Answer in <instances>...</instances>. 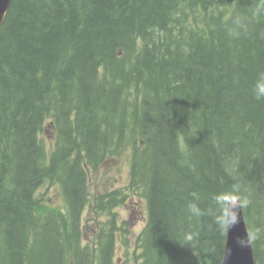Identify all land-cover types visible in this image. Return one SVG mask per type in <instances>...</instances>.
Wrapping results in <instances>:
<instances>
[{
	"label": "trees",
	"instance_id": "obj_1",
	"mask_svg": "<svg viewBox=\"0 0 264 264\" xmlns=\"http://www.w3.org/2000/svg\"><path fill=\"white\" fill-rule=\"evenodd\" d=\"M257 0H12L0 26V264H115V209L147 205L136 264H222L227 235L188 211L239 183L264 264V70ZM246 15L236 39L226 26ZM49 124L50 150L41 134ZM127 188L92 197L126 151ZM239 161L238 171L232 170ZM51 181L63 200L38 194ZM128 196V197H127ZM106 214L85 238L86 214ZM195 234L185 244L186 235Z\"/></svg>",
	"mask_w": 264,
	"mask_h": 264
},
{
	"label": "rangeland",
	"instance_id": "obj_2",
	"mask_svg": "<svg viewBox=\"0 0 264 264\" xmlns=\"http://www.w3.org/2000/svg\"><path fill=\"white\" fill-rule=\"evenodd\" d=\"M44 143L50 150L54 146V134L46 125L44 132L41 134ZM130 182V166L128 163L127 150L118 153L114 158L109 159L102 164L101 169L92 176L91 194L92 197L99 193L115 190L126 189ZM38 194L48 199H52L55 203H61L63 200L58 195V187L51 181H47L39 190ZM128 197V196H127ZM117 214V222L122 226L121 233L126 242L120 240L115 254V264H136L141 249L138 247V237L147 222V205L146 202L135 195L134 198H129L125 203H121L115 209ZM85 223V238L91 240L96 236L100 229V224L107 220V215L94 214L89 212L86 214Z\"/></svg>",
	"mask_w": 264,
	"mask_h": 264
},
{
	"label": "clouds",
	"instance_id": "obj_3",
	"mask_svg": "<svg viewBox=\"0 0 264 264\" xmlns=\"http://www.w3.org/2000/svg\"><path fill=\"white\" fill-rule=\"evenodd\" d=\"M255 13L264 16V0H257ZM251 21L243 14H236L231 23L226 26V31L233 38H240L241 35L250 31ZM264 38V33H261ZM250 92L257 101H264V70L258 71L250 83ZM239 161L233 162L232 170L238 171ZM192 201L188 205V211L193 217L207 216L212 225L221 235H227L234 227L240 223V213L249 207L251 203L250 194L241 184L235 183L230 189L222 188L208 197V203L202 207V197L199 192L191 193ZM195 234L186 235L185 244L193 241ZM262 238L260 230L246 232L244 236L236 238V243L240 247H250L254 242ZM231 254V249L225 246L224 258Z\"/></svg>",
	"mask_w": 264,
	"mask_h": 264
},
{
	"label": "water",
	"instance_id": "obj_4",
	"mask_svg": "<svg viewBox=\"0 0 264 264\" xmlns=\"http://www.w3.org/2000/svg\"><path fill=\"white\" fill-rule=\"evenodd\" d=\"M12 0H0V26L3 24ZM249 232L244 210L240 213V223L226 237L225 246L231 249L227 259L223 257L222 264H256L253 244L250 247H240L236 238Z\"/></svg>",
	"mask_w": 264,
	"mask_h": 264
}]
</instances>
